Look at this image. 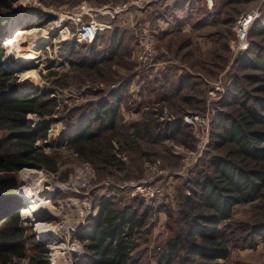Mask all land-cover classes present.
Instances as JSON below:
<instances>
[{"label":"rangeland","instance_id":"obj_1","mask_svg":"<svg viewBox=\"0 0 264 264\" xmlns=\"http://www.w3.org/2000/svg\"><path fill=\"white\" fill-rule=\"evenodd\" d=\"M165 2L16 0L11 12L0 14V21H4L0 28L4 50L0 63L11 73L18 90L48 91V98L55 103L49 116H26L35 128L49 124L46 139L36 145L53 157L55 166L52 171L23 167L16 174L13 188L22 207L19 215L26 253L22 258H13L11 264H30L42 247L48 250L47 257L36 264H72L73 257L84 252L75 235L94 217L100 197L112 199L116 207L136 198L142 200L141 210L152 209L147 218L149 234L142 237L139 246V264H157L156 247L179 227H185L178 211L185 208L191 214L181 203L184 194L191 191L188 183L196 173L207 172V163L213 156L226 151L213 150L212 128L236 108L233 83L238 79L248 91L254 87L242 77L255 72L240 69L243 61L236 60L240 51L232 49L235 23L243 13L257 11L254 22L259 21L264 27V0H214L211 7L199 3V11L187 17L188 26L175 31L157 24L156 17ZM151 3L154 4L148 6ZM91 21L104 26L97 32L92 52L88 46L95 40L90 42L96 24L80 30L82 23ZM33 28L39 29L37 33H30ZM16 29L26 35L12 48H6L4 44ZM248 42V49L255 42L264 51V34L255 32L248 36ZM145 47H151L154 54L142 61ZM92 55L104 57L94 69H83L77 64ZM113 93L122 99L117 113L119 143L114 142V147L123 169L105 174L75 153L66 139L69 127L76 124L80 115L95 109L98 101H108ZM225 103H233V108L224 107ZM187 114L198 117L196 128L183 122ZM152 119L158 122L150 129L154 135L166 124L172 130L181 124V129L163 134L155 142L139 139L137 146H132L127 136L130 126ZM96 123H92L93 128ZM207 131L208 142L200 153L197 147L199 144L200 151ZM138 183L160 184L162 193L153 200L134 196L135 188L130 187ZM38 194L48 202L41 207L43 210L21 216ZM263 211L264 201L235 206L231 224L235 234L244 235L249 226L258 223ZM37 215L40 220L35 218ZM38 221L54 232L40 234L35 225ZM250 239L230 244L228 258L220 261L264 264V236ZM177 261L176 258L171 264Z\"/></svg>","mask_w":264,"mask_h":264},{"label":"trees","instance_id":"obj_2","mask_svg":"<svg viewBox=\"0 0 264 264\" xmlns=\"http://www.w3.org/2000/svg\"><path fill=\"white\" fill-rule=\"evenodd\" d=\"M15 1L0 0V14L11 12ZM3 24L0 21V28ZM255 32L264 34L259 21L252 23L248 36ZM96 40L88 46L89 51L94 50ZM251 44V48L238 53L236 60L242 59L239 66L243 71L255 72L242 77L254 87L248 91L238 79L234 81L232 99L236 108L212 128L213 150L226 151L213 156L207 163V172L196 173L188 183L191 191L182 196L181 203L191 214L185 208L178 211L185 227H179L156 247L157 264H171L176 258L177 264H224L220 260L228 258L230 244L239 239L251 241L250 236H264V211L258 223L249 226L240 237L231 226L235 206L264 201V51L255 42ZM3 52L0 40V58ZM103 58L92 55L77 64L83 69H94ZM14 80L0 63V264H11L13 258H22L26 253L19 215L22 207L13 188L17 172L23 167L52 171L55 166L53 157L36 145L46 139L49 124L35 128L26 119L28 114L51 115L55 103L48 98V91L26 93L17 89ZM110 98L98 101L95 109L80 115L76 124L69 127L66 139L75 153L105 174L123 169L114 147V142L119 143L117 113L122 99L118 93ZM231 105L223 104L233 108ZM156 125L155 119L132 124L127 134L132 146H137L139 139L159 141L163 134L181 129V124L173 130L166 124L154 135L150 129ZM130 200L129 204L116 207L112 199L100 197L96 215L75 235L84 252L80 257L74 256L72 264H139V246L142 237L149 234L147 218L152 209L141 210L142 200ZM47 253L42 247L30 264L46 258Z\"/></svg>","mask_w":264,"mask_h":264},{"label":"built area","instance_id":"obj_3","mask_svg":"<svg viewBox=\"0 0 264 264\" xmlns=\"http://www.w3.org/2000/svg\"><path fill=\"white\" fill-rule=\"evenodd\" d=\"M204 1H205L206 5L209 7H211L213 5V2H214V0H204ZM134 2L135 3H142L143 0H134ZM107 9H109V8H107ZM93 11H97V10H93ZM257 16H258L257 11H251L248 13H243L237 19V21L235 23V33H236L235 34V42L232 45V49L235 52L244 51L249 46L248 32H249V29H250L252 23L257 18ZM93 23L96 25H93L94 26V34H93L92 40L90 42H92L95 39L97 32L101 31L102 28H104V26H102V24H98L97 22L91 21V22H88L87 24L82 23V26L80 28V30H81L85 27H88L86 25H88V24L91 25ZM80 30L78 31L79 34L77 35V39L81 35ZM86 35H88L87 32H86ZM153 54H154V51L151 49V47H145L143 53H141L140 58L142 61H145V60L149 59L150 57H152ZM197 120H198V117L193 116V115H189V114H187L183 118V122L185 124L191 125L194 128H196ZM205 136H206V139L204 140V142H202L201 150L199 151V144L197 147L198 152H200V153L204 149V146H206V144L208 142L207 141V137H209L208 131L205 132ZM203 139H204V136H203ZM85 185H86L85 182L81 183L82 187H85ZM160 187H162L160 184L158 187V185H156V184L155 185H148V184L145 185V183H138L135 185H131L130 188H132V189L135 188L134 189V196L138 195L139 197H142L144 199L153 200V199H157L158 195H160L162 193V189ZM88 194L89 193H87L85 196H88ZM97 209H98V207H96L95 210L93 211V216L96 215Z\"/></svg>","mask_w":264,"mask_h":264},{"label":"crops","instance_id":"obj_4","mask_svg":"<svg viewBox=\"0 0 264 264\" xmlns=\"http://www.w3.org/2000/svg\"><path fill=\"white\" fill-rule=\"evenodd\" d=\"M199 3L202 6H206L204 0H166L163 9L160 10V14L156 17L157 24H163L165 30L169 31L184 29L188 26V15L192 16L191 12L196 13L199 11ZM152 4L154 3L148 6ZM155 5L158 4L155 3Z\"/></svg>","mask_w":264,"mask_h":264},{"label":"bare ground","instance_id":"obj_5","mask_svg":"<svg viewBox=\"0 0 264 264\" xmlns=\"http://www.w3.org/2000/svg\"><path fill=\"white\" fill-rule=\"evenodd\" d=\"M39 29H37V28H33V29H31V32L30 33H32V34H34V33H37V31H38ZM26 35V32L25 31H23L22 29H16V30H14L12 33H11V35H10V37L7 39V41H6V43L4 44L5 46H6V48H12L23 36H25ZM34 36V35H33ZM34 49H36V48H34ZM19 50V49H18ZM35 52V51H34ZM33 52V53H34ZM30 55H32V54H30ZM15 56V55H14ZM22 189H24L25 187L24 186H22L21 187ZM40 189V188H39ZM40 191V190H39ZM48 198V197H47ZM46 203H48L47 201H46V197H44V196H40L39 197V194L38 195H36V199L35 200H32V201H30L29 202V205L26 207V209H23L22 211H21V216H28V214H33V212H36V211H38V210H40V209H42L41 207L42 206H44ZM43 210V209H42ZM40 213V212H39ZM31 214V215H32ZM35 215H36V213H35ZM42 215V214H41ZM40 215H37L36 217L35 216H33V217H35L36 219L39 217ZM37 220H40V218H38ZM36 221V220H35ZM35 225H36V228L38 229V231H39V233L40 234H42V233H47V232H49V231H51L52 230V228H51V230L50 229H45V225H44V223H42V222H36L35 223ZM51 232H54V231H51ZM52 234V233H51ZM46 235V234H45ZM50 264V263H49ZM51 264H55V263H51Z\"/></svg>","mask_w":264,"mask_h":264}]
</instances>
